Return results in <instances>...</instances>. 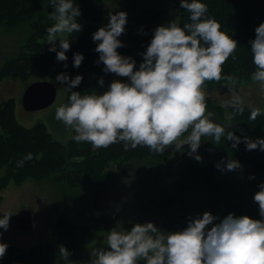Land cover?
I'll return each instance as SVG.
<instances>
[{
  "label": "clouds",
  "instance_id": "9594fccd",
  "mask_svg": "<svg viewBox=\"0 0 264 264\" xmlns=\"http://www.w3.org/2000/svg\"><path fill=\"white\" fill-rule=\"evenodd\" d=\"M48 5L54 21L46 27L48 50L56 54L57 61H65L63 67L67 69L70 34L82 31V10L77 0H48ZM181 9L189 13V20L181 24L179 15H173V19L153 28L145 50L137 53L142 57L139 63L118 51L125 47L120 37L127 31V11H108L107 23L92 33L93 50L99 54L95 63H103V73L126 79H112L104 88L105 77L100 75L102 91L81 92L73 89L81 85L83 74L72 77L62 71L55 76V83L70 91L68 102L56 106L55 119L70 130L71 139L98 148L122 143L125 151L147 146L161 154L187 146V155L197 161L203 160L198 151L202 137L216 141L226 137L233 149L243 142L247 151L264 152V136L237 135L233 127L226 130L208 107L206 82L234 79L223 74V65L239 41L222 30L205 0H179L173 13ZM254 31L255 37L248 41L256 66L251 80L264 93V21ZM139 32L147 35L143 26ZM84 59L82 52H74L72 66L79 68ZM228 92L227 103L233 113H243L240 90L230 87ZM262 113L264 106H254L248 118L255 120ZM32 156L31 152L25 154L17 166L22 167ZM215 166L224 173L244 169L240 160L229 157H221ZM248 179L255 180V174ZM257 188L253 200L258 203L259 218L234 212L221 217L206 210L189 214L186 226L176 230L151 220L116 219L114 226L96 233L90 242L89 259H71V251L63 244L58 246L59 253L68 264H264V181ZM12 216L11 212L0 213V261L9 247L2 237Z\"/></svg>",
  "mask_w": 264,
  "mask_h": 264
},
{
  "label": "trees",
  "instance_id": "16d2710c",
  "mask_svg": "<svg viewBox=\"0 0 264 264\" xmlns=\"http://www.w3.org/2000/svg\"><path fill=\"white\" fill-rule=\"evenodd\" d=\"M77 2L82 10V16L79 20L83 24V29L79 33L70 34L71 47L66 53L68 56L66 63L69 67L65 69L63 67L65 61H57L56 54L48 50L49 45L46 41L38 40L46 27L53 22L48 14L53 10L48 5V0H0V19L5 24L17 26L27 21L40 23L37 30L27 38L18 56L8 59L0 67V80L4 77H11L21 81H28L29 79H32V82L37 80L51 81L59 72L66 71L72 77L76 74H83L84 76L81 85L76 86L73 90L84 92L97 89L102 91L103 89L98 85L100 75L105 77L104 88L107 87L113 73H103L101 71L104 67L103 63L99 65L95 63L99 54L93 50L95 42L92 40V33L101 25L97 10L101 8L102 0H77ZM205 2L208 4L209 13L220 21L222 30L229 32L239 41V45L233 54L234 58L230 56L223 65V74L233 76L234 79L230 81H237L243 76L251 75L256 66L252 60L251 45L248 41L255 37V27L264 21V0H205ZM188 20L189 13L182 9L179 22L183 24ZM157 25L158 15L141 18L137 21L128 17L127 31L120 37L125 43V47L119 48L118 51L133 56L139 63L142 57L137 53L145 50L148 42H150L152 29ZM141 26L147 35L139 32ZM77 51L82 52L85 56L79 68L72 66L73 53ZM226 81L229 80H212L206 83L221 84ZM208 107L215 113L216 121L222 124L226 130L233 127L237 135L246 134L253 138L257 135L264 136V113L257 116L255 120H250L248 117L252 106L244 104L243 113H233L231 106L222 109V106L214 100H208ZM211 140H213L216 151L209 162L199 164L195 161H188L182 164L180 172L183 176L178 186L180 191L188 190L194 183H200L206 192L210 194L217 192L223 185V183L215 180V174L222 172L215 166L221 157L235 158L241 163L246 162L250 165L248 175L254 173L256 177L264 176V152L258 149L247 151L243 142L238 148L233 149L231 142L227 141L226 137H222L219 141L211 137ZM29 152L33 154L32 159L25 161L22 167H18L17 161ZM169 154V150L161 154L151 151L147 146L125 151L122 143L112 144L107 148H98L87 141L77 142L70 139L66 144H63L53 139L42 123H37L32 127L21 125L15 118L14 100L12 98L0 104V168L6 167L4 176L0 178V203L3 199L1 191L4 190L7 182L13 181L19 184L27 177L40 180L51 175L56 184L62 183L69 189L78 191L80 194L78 196L83 200V190L85 188L91 189V200H93L94 195L98 194L97 192L106 189L108 186L122 185L124 179H127V176L141 165L140 160L143 157L158 156L164 158ZM112 164H115L113 170L110 168ZM261 181H264V178ZM261 181L232 184L245 190L246 193L250 192L253 196L258 191L257 185ZM242 193L243 191L240 190L236 196H231L223 201V211L221 212H225L223 216L228 212H234L236 215L247 214L259 218L258 203H243ZM175 199V196L169 195L168 198L164 197L152 203L168 210L172 207ZM91 200L83 209L73 210L71 215L68 212L66 218L64 215L61 216L57 223L58 228L75 231L77 228L75 226L70 228L73 226H70L67 221L69 222L72 218L86 217V211L95 210L94 207H91ZM79 204L78 200L72 209ZM107 205H109L108 201L105 203V206ZM95 211L97 212L85 219L86 222L82 225L83 231H80L78 237H84L94 230L108 229L121 213V209L113 214L110 209L105 207ZM77 233L79 231L75 232L74 235ZM70 235L58 233L45 246L50 243L54 244L53 241H55V249H58L60 244L73 249L74 244L71 245L70 243V237H72ZM30 252L31 250L22 251L11 264H17L18 261H22L24 264L25 256ZM75 255H71V259ZM60 256H62L60 253H54L45 256L39 263L51 264L55 258H60ZM61 259L65 260L63 256ZM3 263H5L4 258L0 261V264Z\"/></svg>",
  "mask_w": 264,
  "mask_h": 264
},
{
  "label": "rangeland",
  "instance_id": "374dc122",
  "mask_svg": "<svg viewBox=\"0 0 264 264\" xmlns=\"http://www.w3.org/2000/svg\"><path fill=\"white\" fill-rule=\"evenodd\" d=\"M178 7V0H102V6L100 10H97V13L99 14L98 19L101 24L107 23L106 16L108 11L125 10L128 13V17H132L135 21L141 18L158 15L159 25L173 19L176 15L181 17L182 9L179 10V12L173 13ZM53 23L54 21L52 24ZM39 25L40 23L27 21L17 26H9L0 19V67L4 65L8 59L18 56L27 38L37 30ZM46 35L45 30L38 40L46 41ZM31 82L32 79L28 81H21L11 77H4L1 79L0 104L12 98L14 100V115L21 125L32 127L37 123H42L53 132V136L51 135L53 139L57 140L54 137L59 136L64 139L57 141L66 144L71 139L72 133L67 137L69 129L66 128L61 121L55 119V108L61 103L68 102L67 97L70 91L57 85L54 79H51V82H53L57 88L55 101L47 108L36 111H26L22 106L21 98L25 88ZM206 84L208 91L207 100H214L217 104L222 106V109L230 106L227 103V101L230 100V93L228 92V88L230 87H236L240 90L244 97L245 105L252 107L264 106V93H261L258 85L251 80V75L243 76L237 81L229 80L221 84ZM214 119L216 120V116H214ZM55 123L64 127L62 133L52 126ZM202 143L203 144L198 150L203 156L202 161H197L193 157L188 156L187 146L180 148L178 151L169 149L170 154L164 158L158 156L143 157L140 160L141 165L136 167L134 172H131L127 176V179H124L122 187L119 189L115 188V190L109 194L102 192L99 193V195L95 194L93 200H91V189L85 188L83 190V200L78 196L80 195L78 191L69 189L65 184L61 183L59 184L60 186H54L52 183L55 182L52 179V175L40 180L27 177L19 184L13 181L7 182L4 190L1 191L3 199L0 203V213L11 212L14 216L20 210L28 209L33 212V218L35 220L32 230L24 231L12 225L13 216L11 217L10 227L4 232L2 239L9 244L8 248H14L10 251L7 249L4 256L5 263L3 264H11L16 260V258H18L17 253L19 252V248L22 249L30 246H34V248L30 249V253H32L30 256H25L24 264H43L36 262L38 260H43L45 256L59 253V249L54 248L56 245L55 241H53L54 244L50 243L48 246H45V244L55 238L58 233L62 235H72V237H70V243L71 245L74 244V248L70 249L67 247L72 252V255L76 254L72 259H89L88 250L93 246L90 242L96 238V233L99 230H94L84 237H78V234H80V231H83L82 225L86 222L85 219L87 217L89 218L92 213L97 212L95 210L98 208H108V206H110L111 212L116 214V212H118V206L121 209V213L116 219L137 222L151 220L162 228L176 230L186 226L189 214H202L204 211L210 210L213 214L222 217L225 214V212L221 213L223 211V201L229 199L231 196H236L240 190L243 191V203L255 204L250 192L246 193L245 190L232 184L245 181H261L264 178V176H261L256 177L255 180H249L248 169L250 165L246 162H242L244 165L243 170L238 169L228 173H216L215 180L223 183V185L213 194L206 192L200 183H194L191 188L185 191H180L178 189L180 179L183 176L180 172L182 164L188 161L206 164L213 158L216 150L211 137H202ZM208 149L212 150L208 151ZM114 167L115 164H112L110 167L111 170H113ZM5 170L6 167L0 168V178L4 176ZM169 195L175 196L176 199L172 207L168 210L152 203L164 197L168 198ZM107 198H109L107 200L109 205L105 206V203H107L105 199ZM78 200L80 204L72 209V206H75ZM90 200L91 207H94L95 210L86 211V217L72 218L69 222L67 221L70 226H73L70 228H74V226L77 228L75 231L60 230V228H58L57 223L61 216L64 215L66 218L68 212L69 215H71L73 210L83 209ZM126 226L130 225L126 224ZM0 231H3V229H0ZM77 231H79V233L74 235ZM103 231L104 230H100L101 233ZM21 252L22 251H20V253ZM61 257L62 256H60V258H55L51 264H68V262L62 260Z\"/></svg>",
  "mask_w": 264,
  "mask_h": 264
},
{
  "label": "water",
  "instance_id": "95a60500",
  "mask_svg": "<svg viewBox=\"0 0 264 264\" xmlns=\"http://www.w3.org/2000/svg\"><path fill=\"white\" fill-rule=\"evenodd\" d=\"M56 85L49 80L31 82L25 88L21 103L26 111H36L49 107L56 98ZM171 149V148H170ZM33 214L28 209H22L12 218V225L20 230L31 231L33 228Z\"/></svg>",
  "mask_w": 264,
  "mask_h": 264
},
{
  "label": "crops",
  "instance_id": "0c3cea01",
  "mask_svg": "<svg viewBox=\"0 0 264 264\" xmlns=\"http://www.w3.org/2000/svg\"><path fill=\"white\" fill-rule=\"evenodd\" d=\"M111 79H125L124 77H116L115 76V74H113L112 75V78ZM55 129H57L60 133H62L63 132V129H64V127H61L62 125H59V124H57V123H55L54 125H52ZM46 129L48 130V132L53 136V132L46 126ZM70 134H71V132H70V130H69V132H68V135H67V137H69L70 136ZM54 138H56L57 140H62V139H64V138H61V137H59V136H56V137H54ZM138 178V177H137ZM54 186H60L59 184H55V183H52ZM123 184V183H122ZM120 187H122V185H120V186H108L106 189H103L102 191H99V192H97L98 194L99 193H110V192H112L113 190H115V188L116 189H119ZM108 206V205H107ZM108 208L110 209V206H108ZM117 208H118V211H120V208L117 206ZM31 211V210H30ZM32 212V211H31ZM32 214H33V212H32ZM34 216V215H33ZM34 219V218H33ZM35 220V219H34ZM33 220V221H34ZM34 223V222H33ZM115 223V222H114ZM114 223H113V225L112 226H114ZM111 226V227H112ZM34 246H30V247H27V248H22V249H20L19 248V252L17 253V254H19L20 253V251H28V250H30L31 248H33ZM29 248V249H28ZM11 249L10 248H8V251H10ZM9 254V253H8ZM16 254V253H15ZM32 253H30L29 255H26V257L27 256H30ZM10 255V254H9ZM36 263H39V260L36 262Z\"/></svg>",
  "mask_w": 264,
  "mask_h": 264
}]
</instances>
